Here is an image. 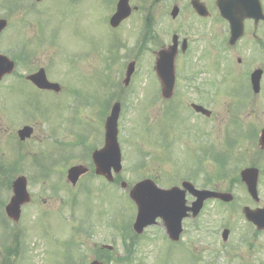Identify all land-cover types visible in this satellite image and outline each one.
<instances>
[{
  "label": "rangeland",
  "instance_id": "rangeland-1",
  "mask_svg": "<svg viewBox=\"0 0 264 264\" xmlns=\"http://www.w3.org/2000/svg\"><path fill=\"white\" fill-rule=\"evenodd\" d=\"M93 9L58 23L64 34L61 39L73 57L81 56L82 52L87 55L83 59L84 72L71 69L69 73L73 79L69 96V102H74L72 107L67 106L66 100L65 104L59 99L51 102L47 96L37 94L36 101L45 114L36 111L39 115L35 120L36 137L22 146L27 157L22 154L13 159L16 153L9 152L8 146L11 150L18 149L17 139V143L10 139L4 148V160L0 147V163L5 168L11 166L13 173L8 172L11 176L17 172L10 161H18L15 171L26 175L31 195L18 224L5 219L0 209V264H70V260L88 264L94 257L104 264H187L192 258L197 264H264V233L255 235L241 213L243 205L255 203L238 175L244 166L264 168V161L257 153V157L247 155L244 148L240 156L230 157L228 146L233 124L237 127L247 117L252 127L256 124L255 115L264 114L259 105L254 113L235 105L229 108L230 98L224 93L222 76L227 72V64L233 69L238 67L237 55L218 40L217 72L194 55L191 63L198 69L194 78L191 68L183 72V61L176 59V77L182 82L173 99L164 101L157 95L154 57L145 43L142 23L136 22L135 30L121 28V32L115 33L105 25V14H98L97 7ZM55 15L61 18L64 13L56 11ZM217 23L218 30L226 27L219 18ZM45 36L51 39V30ZM203 53L204 49L200 59ZM247 55V50H243L239 57L246 60ZM132 60L136 62L135 71L126 89L122 80L126 65ZM190 79L194 83L192 88L187 85ZM116 101L121 102L118 119L121 180L132 185L142 177H151L159 186L169 187L188 179L196 187L231 191L235 196L231 206L207 201L196 218L183 220V233L174 247L168 245L161 223L149 227L141 236L129 234L135 206L119 182L114 189L102 179L95 180L91 173L76 187L66 182L65 173L70 166L91 165L88 155L103 144V122ZM192 102L209 109L211 116L195 114L189 106ZM66 129L72 132L69 141L65 138ZM6 143L7 138L2 145ZM68 143L69 152L58 156ZM46 147L50 155L56 153L49 161L30 157V152L35 151H41L42 158L47 157L43 150ZM197 155H201V165ZM5 181L0 178V207L11 195ZM258 192L259 204L264 203V174ZM187 198L192 200L189 195ZM225 227L230 229L227 242L221 239ZM251 243L253 248L249 246ZM101 244L112 245L114 250H101Z\"/></svg>",
  "mask_w": 264,
  "mask_h": 264
},
{
  "label": "flooded vegetation",
  "instance_id": "flooded-vegetation-1",
  "mask_svg": "<svg viewBox=\"0 0 264 264\" xmlns=\"http://www.w3.org/2000/svg\"><path fill=\"white\" fill-rule=\"evenodd\" d=\"M225 1L231 8L230 15L227 14L231 17L228 20L221 16L217 0H0V20L4 23L0 29V55L7 57L14 65L13 71L4 75L0 82L1 148L5 150L9 137L16 136L17 129L25 125L32 126V136L19 141L18 151L24 153L22 146L35 139L37 94L47 96L51 102L59 99L65 104L66 100L67 106L72 107L74 102H69V96L73 79L69 73L71 69L84 72L83 59L87 55L82 52L81 56L73 57V53L65 45V40L61 39L64 34L59 28L62 25L58 23L73 19V15L84 11H94V7H97L98 14H105V25L112 32H121V28L135 30L136 22L144 24L145 43L151 47L152 54L157 49L175 45V59L183 61V72L191 68V78L195 77L198 70L191 63L194 55L199 61H205L210 68L212 66L214 72L217 71V43L222 40L225 48L237 55L238 63L235 69L229 65L230 69L224 76V93L230 98L229 108L235 105L236 108L244 107L254 113L259 105L264 113V0ZM119 3H122L120 7H123V13L127 12V15L115 22L112 17L117 12ZM56 11L61 15L64 13V16L58 18ZM218 18L226 25L220 30L217 29ZM240 18L243 23L242 31L235 35L234 25L240 22ZM50 30L51 39L45 36V32ZM202 49L204 53L200 59ZM243 50L248 52L246 60L239 57ZM202 70L205 72V68ZM37 73H44L45 78L58 84L59 88H38L33 80ZM85 73L87 74L86 71ZM179 79L182 82L180 77ZM190 80L187 85L192 88L193 79ZM180 81L175 78V89L179 88ZM184 91L186 90H181L182 96ZM174 95L175 90L173 97ZM245 118L239 123L244 133L250 135L251 129L258 132H254L250 139L246 137L242 144L244 151L247 155L258 153L264 160V148L258 147L260 132L264 129V114L255 115L256 124L251 128ZM6 138L7 143L3 146L2 141ZM65 138L72 139L71 133H66ZM237 153V149L231 148V155ZM258 169L260 176L264 174L261 167ZM8 172L7 168L0 170L5 178L8 177ZM114 182L115 179L112 183ZM188 195L186 193V197ZM258 206L264 207V203L259 204L258 201L251 205L252 209ZM246 222L255 235L264 233V229L260 230ZM164 232L166 235L165 229ZM170 243L174 246L179 241ZM249 246L254 247L252 243Z\"/></svg>",
  "mask_w": 264,
  "mask_h": 264
},
{
  "label": "water",
  "instance_id": "water-1",
  "mask_svg": "<svg viewBox=\"0 0 264 264\" xmlns=\"http://www.w3.org/2000/svg\"><path fill=\"white\" fill-rule=\"evenodd\" d=\"M222 10L225 14H229L230 8L227 6V2H222ZM123 16V15H122ZM120 18H123V17ZM116 15L114 18L116 19ZM174 53H167L166 51H160L155 64V70L161 82L162 95L164 97H170L173 90L174 82V66H173ZM11 67L9 63H4L0 57V78L6 72L7 67ZM133 71V63L129 64L126 73V79L129 78ZM37 76V77H36ZM34 81L39 87L50 88L54 85L49 84L45 78H40L37 74ZM119 104L116 103L110 112V115L105 122V144L102 149L95 151L92 154V158L95 165L97 174L103 175L106 178H110V169L113 168L115 173H119L121 170V156L117 143V119L119 115ZM198 111L204 112L203 108L195 106ZM30 130L24 128L20 131V136H28ZM85 172L81 166H75L68 170V180L75 184L78 177ZM242 180L248 186L250 194L256 198L257 190V178L258 172L256 169H245L241 172ZM183 187L188 189L192 194L196 196V201L192 204V207L185 206L184 195L185 191L177 188L170 190H164L157 188L153 181L144 179L137 182L130 190L129 197L134 201L137 206V215L134 222V230L137 233H141L143 228L155 222L157 217H160L167 232L172 240H177L181 232V220L187 216V211H192L196 215L202 203L208 198H219L223 201H230L231 195L228 193L221 194L210 192L206 190H196L189 183H183ZM125 188V183L121 184ZM13 196L6 206V213L15 222L18 221L20 216V206L29 201V195L26 191V180L24 177L17 178L13 184ZM244 213L248 220L255 223L259 228H264V209L260 211H250L248 208H244ZM228 231L224 230L223 238L226 239ZM91 264H100L97 261Z\"/></svg>",
  "mask_w": 264,
  "mask_h": 264
}]
</instances>
